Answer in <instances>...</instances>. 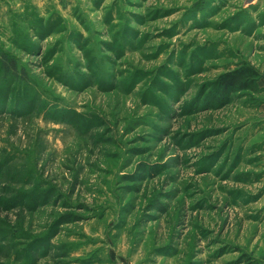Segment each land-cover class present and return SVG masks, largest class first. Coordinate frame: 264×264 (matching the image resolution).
<instances>
[{
	"label": "rangeland",
	"instance_id": "374dc122",
	"mask_svg": "<svg viewBox=\"0 0 264 264\" xmlns=\"http://www.w3.org/2000/svg\"><path fill=\"white\" fill-rule=\"evenodd\" d=\"M0 264H264V0H0Z\"/></svg>",
	"mask_w": 264,
	"mask_h": 264
},
{
	"label": "trees",
	"instance_id": "16d2710c",
	"mask_svg": "<svg viewBox=\"0 0 264 264\" xmlns=\"http://www.w3.org/2000/svg\"><path fill=\"white\" fill-rule=\"evenodd\" d=\"M258 71L246 62H238L233 68L220 73L211 83L213 102L227 101L235 91L255 90Z\"/></svg>",
	"mask_w": 264,
	"mask_h": 264
},
{
	"label": "water",
	"instance_id": "95a60500",
	"mask_svg": "<svg viewBox=\"0 0 264 264\" xmlns=\"http://www.w3.org/2000/svg\"><path fill=\"white\" fill-rule=\"evenodd\" d=\"M247 2H250L251 0H246Z\"/></svg>",
	"mask_w": 264,
	"mask_h": 264
}]
</instances>
